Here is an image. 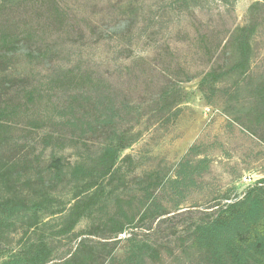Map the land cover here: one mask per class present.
I'll return each mask as SVG.
<instances>
[{
	"label": "rangeland",
	"instance_id": "rangeland-1",
	"mask_svg": "<svg viewBox=\"0 0 264 264\" xmlns=\"http://www.w3.org/2000/svg\"><path fill=\"white\" fill-rule=\"evenodd\" d=\"M253 18L247 73L201 87L208 72L228 67L231 31ZM60 68L84 79L60 80ZM14 77L41 92L11 121L12 142L42 156L34 169L48 164L55 147L73 162L98 152L113 132L130 140L107 182L115 194L73 233L53 239L50 264L81 240L111 241L114 251L99 261L123 264L132 234L159 246L148 264H203L195 226L264 185V121L252 115L254 90L264 83V0H0L1 102H24L25 86ZM104 101L124 108L112 125ZM48 134L64 142H46ZM59 189L67 201L70 191ZM118 197L136 222L112 237L103 222L118 210ZM150 199L165 214L138 221ZM16 230L0 242L4 255L17 247L22 229Z\"/></svg>",
	"mask_w": 264,
	"mask_h": 264
},
{
	"label": "trees",
	"instance_id": "trees-1",
	"mask_svg": "<svg viewBox=\"0 0 264 264\" xmlns=\"http://www.w3.org/2000/svg\"><path fill=\"white\" fill-rule=\"evenodd\" d=\"M256 29L253 18L231 31L228 44L232 54L228 67L208 72L200 81L201 87L213 89L228 75L242 77L247 73ZM54 75L68 83L84 79L73 68H60ZM11 82L25 86V100L23 103L0 101V242L9 232L17 231V227L22 230L16 248L7 250L6 255L0 250V264H50L55 260L53 239L73 233L84 217L104 209L107 199L115 194V188H108L107 182L118 172L121 153L130 145V140L124 132H113L98 152H89L73 162L55 147L48 164L34 169L33 164H39L42 156L32 154L25 144L12 142L11 121L27 112L30 104H36L41 92L34 87L27 89L25 77L11 78ZM4 93L0 92V97ZM165 94L168 96L169 93ZM101 105L107 111L106 123L109 125L124 110L112 101L101 102ZM252 115L257 121H264V83L254 90ZM83 132L87 130L83 129ZM51 139L56 143L64 142V138L53 134L46 135L44 140ZM59 187L70 191L67 201L58 194ZM117 204L116 213L103 222L104 231L112 237L136 222V217L129 216L124 209L123 199L118 197ZM60 214L63 216L59 224H55L53 219ZM164 214L158 203L150 199L138 221L154 220ZM192 236L203 264H264V185L254 186L244 196L217 208L211 219L195 226ZM127 241L130 247L123 264H148V260L159 255L158 245L136 235H130ZM111 246V241L94 244L81 240L58 263L103 264L99 258L110 256L115 248Z\"/></svg>",
	"mask_w": 264,
	"mask_h": 264
}]
</instances>
